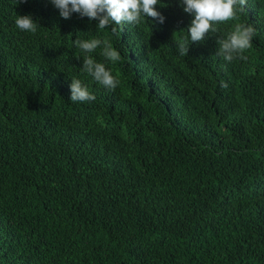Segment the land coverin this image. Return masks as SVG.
I'll list each match as a JSON object with an SVG mask.
<instances>
[{
  "label": "trees",
  "instance_id": "1",
  "mask_svg": "<svg viewBox=\"0 0 264 264\" xmlns=\"http://www.w3.org/2000/svg\"><path fill=\"white\" fill-rule=\"evenodd\" d=\"M161 2L164 24L112 37L50 0H0V264H264V0L231 63L216 36L180 56L192 17ZM94 36L120 52L93 53L114 91L80 71L73 41ZM72 77L95 101H70Z\"/></svg>",
  "mask_w": 264,
  "mask_h": 264
},
{
  "label": "clouds",
  "instance_id": "2",
  "mask_svg": "<svg viewBox=\"0 0 264 264\" xmlns=\"http://www.w3.org/2000/svg\"><path fill=\"white\" fill-rule=\"evenodd\" d=\"M25 2L27 0H17V3ZM50 3L58 10L61 18L71 19L73 14L80 18L86 17L89 21L97 22L98 30L108 29L112 37H118L124 25H140L145 18L159 25L166 21V17L157 8L158 5L166 6L161 0H50ZM179 3L183 11L192 17L187 28L173 33L172 39L180 56L186 57L191 45L203 43L209 36H216V57L226 63L247 61L248 57L244 53L252 47L256 30L249 23L237 21L240 14L246 11L248 0H179ZM230 21L235 22L231 29L222 32L218 26ZM15 25L20 31L33 34L40 27L31 15H17ZM176 33L182 34L176 38ZM73 45L82 54L81 73L110 91L120 85V80L106 64L93 57V53L99 49V55L104 61L115 64L121 60L120 52L109 38H76ZM220 86L227 88L228 84L221 81ZM69 88L70 101L73 103H91L96 99L76 77L71 78Z\"/></svg>",
  "mask_w": 264,
  "mask_h": 264
}]
</instances>
